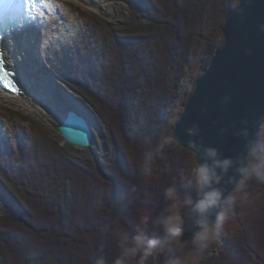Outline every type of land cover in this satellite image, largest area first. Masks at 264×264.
Wrapping results in <instances>:
<instances>
[{
  "label": "trees",
  "instance_id": "trees-1",
  "mask_svg": "<svg viewBox=\"0 0 264 264\" xmlns=\"http://www.w3.org/2000/svg\"><path fill=\"white\" fill-rule=\"evenodd\" d=\"M129 1L121 25L85 11L97 47L56 73L104 121L107 156H72L39 122L15 112L29 137L13 144V170L0 160V264H95L100 255L113 264L120 233L133 230L141 216L150 217V235L165 238L152 223L166 206L164 188L174 184L182 196H194L183 179L193 154L171 134L239 0ZM256 143L264 145V116ZM260 156L264 162V149ZM182 215L186 228L191 220ZM167 249L169 259L184 251ZM197 264H264V170L247 182L246 195Z\"/></svg>",
  "mask_w": 264,
  "mask_h": 264
},
{
  "label": "water",
  "instance_id": "water-1",
  "mask_svg": "<svg viewBox=\"0 0 264 264\" xmlns=\"http://www.w3.org/2000/svg\"><path fill=\"white\" fill-rule=\"evenodd\" d=\"M227 97L226 103L222 102ZM264 115V0H239L225 18L223 40L188 97L171 138L190 151L191 141L217 148L222 156L244 155L243 141L233 132L246 120L257 142ZM195 127L198 135L189 130ZM224 129L222 132L221 130ZM57 130L69 145L87 148L93 134L83 114L67 110ZM221 190L228 195L227 178ZM193 223L184 230L191 236Z\"/></svg>",
  "mask_w": 264,
  "mask_h": 264
},
{
  "label": "clouds",
  "instance_id": "clouds-1",
  "mask_svg": "<svg viewBox=\"0 0 264 264\" xmlns=\"http://www.w3.org/2000/svg\"><path fill=\"white\" fill-rule=\"evenodd\" d=\"M227 100L225 97L222 102L226 103ZM189 132L193 137L198 135L195 127ZM233 134L243 141L242 157L222 156L213 146L199 143L196 139L191 141L193 163L183 179L192 187L194 196H182L174 184L164 188L166 206L152 223L159 226L165 238L155 232L149 234L150 217L143 215L133 230L120 233L113 264H150V261L154 262L164 255L173 242H179L183 254L167 260L165 264H197L203 249L218 238L222 224L229 219L233 204L246 195L247 182L264 170L260 156L264 145L250 139L246 120L240 121V127ZM145 159L151 161V154H146ZM225 178L232 185L228 195L220 187ZM182 210L194 225V231L187 239ZM95 264H106L104 256H98Z\"/></svg>",
  "mask_w": 264,
  "mask_h": 264
},
{
  "label": "rangeland",
  "instance_id": "rangeland-1",
  "mask_svg": "<svg viewBox=\"0 0 264 264\" xmlns=\"http://www.w3.org/2000/svg\"><path fill=\"white\" fill-rule=\"evenodd\" d=\"M127 1L129 0H94V3L87 5L85 2H82V0H63V11L67 13L69 18H74L72 22L73 30H69L65 36L60 35L57 36L55 40H50L43 45L40 44L37 48L38 50L36 49L33 51V54L30 57L31 63L29 65L32 73H34L33 75L37 78L39 83H52V98L58 103L60 108L59 119L35 112L31 108L19 104L9 96L0 95V160L7 159V165L11 170H13L14 164H17L14 159L15 152L12 154L15 140H18L20 145H22V141L29 137L27 123L21 122L16 116V113H21L28 118L39 122L49 131L51 135L50 137L57 139L60 142V145H62L72 156L82 159H98L99 157H105L110 153L111 141L108 137L105 123L102 118L99 117L95 111L85 106L80 98L67 88L63 81L58 80L56 78V73L61 64L63 65L73 59L81 60L87 55L86 53L90 48L92 49L91 51H94L97 47V35L93 30H90L89 25L85 23L83 13L88 11L106 20L111 25H121L122 23H125V20L128 17L129 6ZM131 1L133 0H130L129 2L132 3ZM63 92H67L72 97L77 98L85 108L84 111L78 113L85 116L92 130V143L88 148H81L67 144L57 130V126L59 125L60 120L64 118L65 112L67 110H72L67 104ZM8 110L12 111L13 114H9ZM166 130L167 129H161V134H165ZM4 202V197L0 191V213L3 210L2 207ZM186 228H184V230ZM185 238H190V236L185 235ZM221 241L223 242L224 247H226L225 249L230 250V245H227L226 240L223 239ZM178 245L179 242L170 243L171 251L176 252V247H178ZM164 255L167 260L172 256L171 252L169 256V250Z\"/></svg>",
  "mask_w": 264,
  "mask_h": 264
},
{
  "label": "bare ground",
  "instance_id": "bare-ground-1",
  "mask_svg": "<svg viewBox=\"0 0 264 264\" xmlns=\"http://www.w3.org/2000/svg\"><path fill=\"white\" fill-rule=\"evenodd\" d=\"M82 2L88 5L94 3V0ZM63 6V0H52L47 6L39 3V0H31L23 14L10 7L6 13L1 12L0 18L1 37H4L0 39V46L4 53L5 68L13 73L15 78L12 79L18 86V91L13 93L0 87V95L9 96L35 112L54 118L59 117L60 108L52 98L53 85L51 82L39 83L29 65L33 51L40 44L55 40L60 35L65 36L69 30H73L74 18L67 16ZM18 29L26 32V40L20 39ZM63 95L73 111L78 113L85 110L77 98L67 92H63Z\"/></svg>",
  "mask_w": 264,
  "mask_h": 264
},
{
  "label": "snow or ice",
  "instance_id": "snow-or-ice-1",
  "mask_svg": "<svg viewBox=\"0 0 264 264\" xmlns=\"http://www.w3.org/2000/svg\"><path fill=\"white\" fill-rule=\"evenodd\" d=\"M6 2L10 5V7L17 9L20 14H23L25 7L31 3V0H0V4ZM51 2L52 0H39V3L44 4L46 6ZM17 31L19 32L20 39L22 41L27 39V34L23 29H18ZM0 39H4V37H0ZM9 77H13V79L15 78L11 71L5 70L4 53L3 51H0V83H2L4 88H8L13 91H18L15 84L13 83V80Z\"/></svg>",
  "mask_w": 264,
  "mask_h": 264
}]
</instances>
